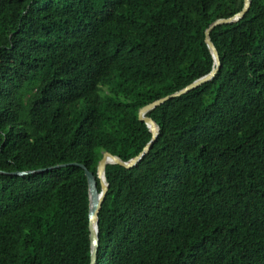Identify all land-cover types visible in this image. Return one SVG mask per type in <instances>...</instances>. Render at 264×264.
<instances>
[{"label": "trees", "instance_id": "obj_1", "mask_svg": "<svg viewBox=\"0 0 264 264\" xmlns=\"http://www.w3.org/2000/svg\"><path fill=\"white\" fill-rule=\"evenodd\" d=\"M243 5L0 0V264H90L85 171L54 167L137 156L140 109L213 69L205 31ZM211 39L216 77L107 165L96 264H264V0Z\"/></svg>", "mask_w": 264, "mask_h": 264}, {"label": "water", "instance_id": "obj_2", "mask_svg": "<svg viewBox=\"0 0 264 264\" xmlns=\"http://www.w3.org/2000/svg\"><path fill=\"white\" fill-rule=\"evenodd\" d=\"M250 6H251V0H244V5L241 11L232 15L231 17L217 19L205 31V42L214 59V67L208 74L190 83L185 88L175 93H172L170 95H167L165 97H162L158 100H155L140 109L139 114H138V119L139 121L144 122L146 124L150 133L152 134V137H151V140L147 143V145L143 148V150L137 156L133 157L132 159L128 161H124L120 157L113 155L107 151H104L102 154V158L98 163L96 174L90 171V169L87 168L86 165L79 164V163H70V164H65V165L54 167V168H59V167H66V166H78L85 171V176L88 182V194H89V215L88 217H89V232H90V245H91L90 264H96L98 260V251H99V246H100L99 214H100L103 202L105 200V197H106V194L109 188V184L106 179L107 165H119L126 169H132L136 167L143 160V158L150 153V151L154 147L160 135V127L158 126V124L152 117L148 116V114L152 112L153 110L161 107L166 102L174 98H179L183 95H186L198 89L199 87L212 81L216 77V75L218 74L221 68V60H220L219 52L211 39V34L218 27L235 24L241 21L248 13ZM54 168L40 169L38 171L14 172L11 174L15 176L23 177L29 174H33L35 172H46ZM99 185H100V188H99Z\"/></svg>", "mask_w": 264, "mask_h": 264}]
</instances>
